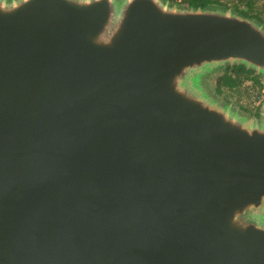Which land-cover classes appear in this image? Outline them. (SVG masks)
Listing matches in <instances>:
<instances>
[{"label":"water","instance_id":"obj_1","mask_svg":"<svg viewBox=\"0 0 264 264\" xmlns=\"http://www.w3.org/2000/svg\"><path fill=\"white\" fill-rule=\"evenodd\" d=\"M264 27L162 0H0V264H264Z\"/></svg>","mask_w":264,"mask_h":264},{"label":"trees","instance_id":"obj_2","mask_svg":"<svg viewBox=\"0 0 264 264\" xmlns=\"http://www.w3.org/2000/svg\"><path fill=\"white\" fill-rule=\"evenodd\" d=\"M170 5L177 7H187L193 10H231L238 16L254 20L263 25L264 21L260 17L258 3L262 0H162ZM244 7V10L241 9ZM221 75L216 79L213 86L217 96H222L225 102H228L230 94H236L237 97L245 99V105H239V108L246 111L255 118L260 116V106H255L263 88L262 79L254 70L245 68L242 64H226L220 68ZM249 83V84H248ZM243 87V88H242ZM242 89V92H241ZM239 101V100H238Z\"/></svg>","mask_w":264,"mask_h":264},{"label":"rangeland","instance_id":"obj_3","mask_svg":"<svg viewBox=\"0 0 264 264\" xmlns=\"http://www.w3.org/2000/svg\"><path fill=\"white\" fill-rule=\"evenodd\" d=\"M258 8L259 10H261L264 6V0H262L261 2L258 3ZM242 10H244V7H241ZM260 17L261 19L264 21V10L260 11ZM221 71L219 72L218 69L206 74L203 78H202V88L204 89V91L211 97L213 98V100L215 101V103L219 106V107H228L231 109L232 112L238 114L240 117L246 118L248 122L256 120L258 118H255L253 116H250V114L246 111H243L242 109L239 108V105H245V99H242L240 97H237L236 94H230L228 96V102H225L222 99V96H217L215 91L213 90V86L216 84V79L221 75ZM258 75V74H257ZM261 76V75H260ZM262 84H263V88L260 92V96L259 99L257 100V102L255 103V106H260L264 103V77L261 76ZM249 84V83H248ZM243 88V87H242ZM242 92V89H241ZM239 100V101H238Z\"/></svg>","mask_w":264,"mask_h":264}]
</instances>
